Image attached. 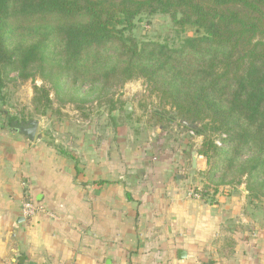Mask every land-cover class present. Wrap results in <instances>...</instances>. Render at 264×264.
Segmentation results:
<instances>
[{"label": "crops", "instance_id": "crops-1", "mask_svg": "<svg viewBox=\"0 0 264 264\" xmlns=\"http://www.w3.org/2000/svg\"><path fill=\"white\" fill-rule=\"evenodd\" d=\"M71 109L48 137L36 119L33 140L15 130L30 118L0 109V264H264V197L244 184L187 197L200 136L124 113L122 131L99 128L100 108ZM26 198L42 211L25 217Z\"/></svg>", "mask_w": 264, "mask_h": 264}, {"label": "trees", "instance_id": "trees-1", "mask_svg": "<svg viewBox=\"0 0 264 264\" xmlns=\"http://www.w3.org/2000/svg\"><path fill=\"white\" fill-rule=\"evenodd\" d=\"M154 14L197 33L177 46L130 34ZM36 77L31 105L41 115L51 93L57 114L66 104L83 114L113 87L143 79L164 113L156 121L201 137L202 199L241 184L264 197V0H0V90ZM109 104L111 112L125 102Z\"/></svg>", "mask_w": 264, "mask_h": 264}, {"label": "rangeland", "instance_id": "rangeland-1", "mask_svg": "<svg viewBox=\"0 0 264 264\" xmlns=\"http://www.w3.org/2000/svg\"><path fill=\"white\" fill-rule=\"evenodd\" d=\"M196 33L197 32H195L193 28L174 27L169 16L164 14L140 16L135 20V25L130 32V34L136 36L138 40H155L167 43L170 46H177L183 38L196 35ZM142 83L146 82L143 79H136L128 81L124 85L113 87L105 99H102L99 102L95 101L92 104L84 106V108H91L92 112H94L96 108H100V123H98V127H109L110 129H114L116 131H122V113L130 115L131 119L140 117L146 119L153 115L155 116V113L164 114L159 109L158 99L155 94H151L149 91L147 94L141 93L139 86H141ZM34 84L41 85L42 81L38 77H36L34 81L30 79L24 82H20L18 80L5 81L2 89L0 90V109L12 114L16 113L17 115H23L28 118L30 115H33L31 118L37 119L40 122V132L48 137L52 134L53 119L61 117H56L61 115V110L58 114L54 112L59 103L51 93L50 96L53 100L52 109L46 111L44 115L35 114L31 105V97L33 94L32 86ZM132 85L134 86L133 88L136 89L134 92L131 91L133 88H130ZM28 91H31L30 98L28 97ZM110 100L115 102L117 105L122 104L123 100L125 104L123 107L120 105L121 107L119 109L111 111V115L109 117L106 114V110L110 107ZM72 107V104H66L63 106L64 110H66L64 113H68L69 116L73 117V115L69 114V112H72ZM87 109L83 114L81 112H79V114H87L89 112ZM170 115L171 114L165 113V117L167 118Z\"/></svg>", "mask_w": 264, "mask_h": 264}, {"label": "built area", "instance_id": "built-area-1", "mask_svg": "<svg viewBox=\"0 0 264 264\" xmlns=\"http://www.w3.org/2000/svg\"><path fill=\"white\" fill-rule=\"evenodd\" d=\"M130 88H133V87H130ZM134 89V88H133ZM131 89V91H136V89ZM139 89L141 91V93H148V86L146 83H142L141 86H139ZM189 135H194L193 131H188ZM216 144L217 145H220V141L219 140H216ZM201 187L200 186H193V187H189L186 194H187V197L189 198H202L201 197ZM21 211H22V214L25 216V217H32L34 216L35 214H37L38 212L42 211V208L40 205H38L37 203L33 202V200L31 199H25L22 201L21 203ZM196 264H202L201 262H196Z\"/></svg>", "mask_w": 264, "mask_h": 264}, {"label": "water", "instance_id": "water-1", "mask_svg": "<svg viewBox=\"0 0 264 264\" xmlns=\"http://www.w3.org/2000/svg\"><path fill=\"white\" fill-rule=\"evenodd\" d=\"M180 123L184 124V125H188L187 122L185 121H180ZM37 126H38V121L34 118H30L27 120L26 125L24 126H19L18 128H15V130H17L19 133L23 134L24 136H26L29 140H33L36 134V130H37ZM196 156H197V150L196 149H192L191 151V162H192V167L195 168L196 167ZM242 190H244L245 192H248L246 189L242 188ZM178 254L183 257L185 255V252L180 250L178 252Z\"/></svg>", "mask_w": 264, "mask_h": 264}]
</instances>
